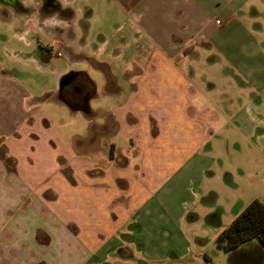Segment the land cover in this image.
Returning <instances> with one entry per match:
<instances>
[{
  "label": "crops",
  "instance_id": "crops-1",
  "mask_svg": "<svg viewBox=\"0 0 264 264\" xmlns=\"http://www.w3.org/2000/svg\"><path fill=\"white\" fill-rule=\"evenodd\" d=\"M72 1L20 18L18 49H0V264L201 260L182 230L201 201L222 225L264 195V0ZM112 4L125 20L108 36L95 13ZM31 34L40 58L20 47ZM212 79L249 97L258 147L243 130L244 147L207 143L226 119Z\"/></svg>",
  "mask_w": 264,
  "mask_h": 264
},
{
  "label": "rangeland",
  "instance_id": "rangeland-1",
  "mask_svg": "<svg viewBox=\"0 0 264 264\" xmlns=\"http://www.w3.org/2000/svg\"><path fill=\"white\" fill-rule=\"evenodd\" d=\"M25 2V5L28 7H33L35 2L38 3L39 8V14L34 12L33 14L30 13H22L21 9H19L16 5L17 3H20V1L15 0L8 2L7 4L3 3L0 0V49L2 50V53L5 58L10 57L11 53L8 50L18 49V41L14 43V34H15V26L17 25V21L20 18H23V16H26L30 20H34V22H38V20L46 18V16L53 15L58 9L55 8L57 5L60 7L62 4H66L67 0H23ZM107 1V0H105ZM83 0H75L72 1L71 4L77 8L79 4H81ZM113 3V2H112ZM22 4V3H21ZM112 9L108 12L101 11V9H97L96 13V20L97 23L102 24L103 31L109 36L111 32H114L115 26L117 23L124 21L125 18L121 15H118L115 11L113 4L111 5ZM33 9V8H32ZM49 9H52V11L48 12ZM14 10V11H13ZM55 10V12H53ZM59 11V10H58ZM58 14H61V12H57ZM260 16L262 21H264V11L260 12ZM31 39L34 40V44L26 46L24 43L25 41L20 44V47L25 50H30L33 52L32 54L36 55L38 58H40L41 50L40 48H37L34 46L37 45L39 40H42V37L40 34L38 35H29ZM39 47V45H37ZM263 52H264V44L261 45ZM7 48V49H5ZM12 48V49H11ZM9 61V60H8ZM257 63L260 65L263 69L264 67V59L258 60ZM17 67H20V72L22 69H24V66L22 64L15 63ZM60 67H64L60 62L56 63L55 61H52V64L50 65L51 69H59ZM26 72L30 75H33L34 79L36 80L37 85H41L45 80L49 81L48 76L40 75L39 70H37L34 66H31L26 69ZM22 74V72H21ZM51 80V79H50ZM52 81V80H51ZM215 83V88H221V91H215L209 93V97L212 101L219 104V107H216L214 109L215 111H218L220 115L226 116V119L222 116H220L218 120V124H213V130L212 133H208L207 136V143L211 144L210 146L214 148H218L221 151H228L229 149H232V146L234 144H238L239 147H244L239 143V141L243 140L241 135V131L243 136H246V142L251 146H259L258 139L254 136L255 132H259V129L256 128V130L253 131V128L255 125L250 122V120L247 119V116L244 117L242 114V110H244V104L248 101V96L244 97V93L237 92L232 89V86L227 87V84L219 85L216 84V82L212 79L209 84ZM262 95V94H261ZM262 99H264V93L262 95ZM227 104V105H226ZM247 109V108H246ZM239 113V115H238ZM262 115L264 119V107L262 108ZM249 128L246 129V128ZM257 127V125L255 126ZM237 129L240 131L238 132ZM261 129L264 131V125H261ZM263 142V151H264V138L262 139ZM208 146V145H207ZM233 148H236L233 146ZM261 148V150H262ZM259 200L264 201V195ZM250 203V202H249ZM248 203V204H249ZM205 205L206 200L204 199L201 201V207L195 216L188 219L187 222H184L182 226V230H185L187 238L189 239V244L193 246V250L199 252V254L202 256L201 260L200 258H191L190 256L186 259H180L177 261V253L170 252L167 259H163L162 261H152L147 262L145 264H228V254L220 250L216 245V238L218 234L222 231V229L225 226H228L234 219H232V216L228 214L227 217H223V219L220 221L222 222L219 224L218 221H213V217L205 211ZM218 222V223H217ZM133 249L135 250L137 248V245H132ZM210 259V261H207V259ZM136 262V260H135ZM112 264H127L125 262H121L120 260H116ZM135 264V263H131ZM140 264V263H137Z\"/></svg>",
  "mask_w": 264,
  "mask_h": 264
},
{
  "label": "trees",
  "instance_id": "trees-1",
  "mask_svg": "<svg viewBox=\"0 0 264 264\" xmlns=\"http://www.w3.org/2000/svg\"><path fill=\"white\" fill-rule=\"evenodd\" d=\"M216 245L228 254V264H264V201L252 200L218 234Z\"/></svg>",
  "mask_w": 264,
  "mask_h": 264
},
{
  "label": "water",
  "instance_id": "water-1",
  "mask_svg": "<svg viewBox=\"0 0 264 264\" xmlns=\"http://www.w3.org/2000/svg\"><path fill=\"white\" fill-rule=\"evenodd\" d=\"M71 80L70 73L64 74L59 81L60 88H63L65 85H67Z\"/></svg>",
  "mask_w": 264,
  "mask_h": 264
},
{
  "label": "flooded vegetation",
  "instance_id": "flooded-vegetation-1",
  "mask_svg": "<svg viewBox=\"0 0 264 264\" xmlns=\"http://www.w3.org/2000/svg\"><path fill=\"white\" fill-rule=\"evenodd\" d=\"M1 1L6 2V3H8V2L11 3V1H14V0H1ZM15 2H16V0H15ZM56 6H57V5H56ZM56 6H55V8H56ZM51 10H52V9H49L48 12L51 11ZM43 54H44V53H43Z\"/></svg>",
  "mask_w": 264,
  "mask_h": 264
},
{
  "label": "clouds",
  "instance_id": "clouds-1",
  "mask_svg": "<svg viewBox=\"0 0 264 264\" xmlns=\"http://www.w3.org/2000/svg\"><path fill=\"white\" fill-rule=\"evenodd\" d=\"M19 39H21V40H23L24 39V37L23 36H20V37H18Z\"/></svg>",
  "mask_w": 264,
  "mask_h": 264
}]
</instances>
